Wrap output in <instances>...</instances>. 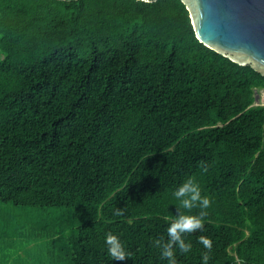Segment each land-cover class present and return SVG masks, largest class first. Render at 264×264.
<instances>
[{
  "label": "trees",
  "instance_id": "1",
  "mask_svg": "<svg viewBox=\"0 0 264 264\" xmlns=\"http://www.w3.org/2000/svg\"><path fill=\"white\" fill-rule=\"evenodd\" d=\"M0 55V201L69 209L73 264H167L189 177L212 203L177 264L200 235L209 264H264V76L200 43L182 0H0Z\"/></svg>",
  "mask_w": 264,
  "mask_h": 264
},
{
  "label": "water",
  "instance_id": "2",
  "mask_svg": "<svg viewBox=\"0 0 264 264\" xmlns=\"http://www.w3.org/2000/svg\"><path fill=\"white\" fill-rule=\"evenodd\" d=\"M182 1L200 43L264 76V0Z\"/></svg>",
  "mask_w": 264,
  "mask_h": 264
},
{
  "label": "rangeland",
  "instance_id": "3",
  "mask_svg": "<svg viewBox=\"0 0 264 264\" xmlns=\"http://www.w3.org/2000/svg\"><path fill=\"white\" fill-rule=\"evenodd\" d=\"M255 97V105H264V91ZM72 217L69 209L23 208L0 201V264H73L69 236L79 223Z\"/></svg>",
  "mask_w": 264,
  "mask_h": 264
},
{
  "label": "clouds",
  "instance_id": "4",
  "mask_svg": "<svg viewBox=\"0 0 264 264\" xmlns=\"http://www.w3.org/2000/svg\"><path fill=\"white\" fill-rule=\"evenodd\" d=\"M173 197L179 201L177 207V215L174 217H166L171 222L168 224L166 233L167 239L163 237L154 241V244L160 251V259L165 260L167 264H177L176 253L187 254L192 250V242L186 240L188 234L203 230L207 212L205 211L211 206V199L207 195H202L200 184L192 177L185 180L172 193ZM180 208L189 214H184ZM200 209L196 214H192L193 209ZM119 215V213H117ZM198 243L203 245L206 250L201 255V264H209V253L213 247V241L209 236L200 235ZM106 252L112 261H124L129 258L130 253L126 248V244L120 235L108 232L104 237Z\"/></svg>",
  "mask_w": 264,
  "mask_h": 264
}]
</instances>
